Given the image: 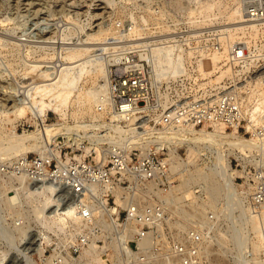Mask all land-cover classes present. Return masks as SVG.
<instances>
[{
	"label": "built area",
	"instance_id": "obj_1",
	"mask_svg": "<svg viewBox=\"0 0 264 264\" xmlns=\"http://www.w3.org/2000/svg\"><path fill=\"white\" fill-rule=\"evenodd\" d=\"M243 9L246 19L262 24L257 34L230 44L222 69H207L210 54L224 49L221 34L189 21L185 6L172 8L178 18L168 29L151 26L137 34L124 21L94 56L105 58L110 70L96 107L102 128L62 134L60 152L48 143L43 155L14 164L28 182L54 185L62 206L75 210L68 244L72 264H85L76 258L89 250L105 256V264H209L217 212L173 235L172 206L162 197L174 184L172 158H166L172 151L157 140L174 128L214 124L264 143V114L254 113V120L245 111L258 103L250 97L249 81L264 79V0H243ZM173 46L170 61L181 65L155 69ZM227 67L230 77L213 82ZM246 183L249 212L264 225V166Z\"/></svg>",
	"mask_w": 264,
	"mask_h": 264
},
{
	"label": "bare ground",
	"instance_id": "obj_2",
	"mask_svg": "<svg viewBox=\"0 0 264 264\" xmlns=\"http://www.w3.org/2000/svg\"><path fill=\"white\" fill-rule=\"evenodd\" d=\"M106 1L109 5L108 9H111V11H109L111 18L108 20V23L105 22L104 26H101L94 33L88 34L85 39H79V43H75V41L65 43V41L74 40V38H72L74 34L79 35V30L73 29L72 33L64 36L62 40L63 42L61 41V45H70L65 48V54H59V52L56 51V46H54L56 42L54 39L48 41L47 39L40 40V38L32 41L27 38H17L18 42L14 43V45L20 49V56L22 63H24L23 77L18 81L20 88L23 89L19 92L21 94L20 96H22V103L19 106L8 108V110L6 108V110L4 109L0 111V116L2 118V124L0 125V160L17 159L18 157L25 156L29 153L43 155L49 148L48 142L52 145L53 138L61 133H69L75 129L93 131L102 128L101 123H99L101 115L96 111V107L101 92L105 89L107 90L106 85L109 81L110 70L107 68L106 62L101 58L95 59V54L93 53L95 51L106 49V43L110 36L116 35L119 32V28L124 21L118 22L117 26L114 24L117 30L113 32L114 29L111 30L113 25L112 21L114 22L115 18H129L132 22H128L132 23L133 26H131V31L137 32V34H143L142 31L151 26L168 29L170 21H176L178 18L175 19V15L172 12V8L174 9L178 5L176 4V6L172 4L173 6H176L172 7L167 3L161 4L163 0L156 4L155 0ZM196 4L198 5V8L194 7L192 8V11H195V9H198V11L196 12V16L190 20H200L203 24L210 22L213 23V21L219 22L218 26L215 25L212 28L210 27V31L221 34L224 42V49L218 53L215 52L210 54L211 62L207 69L209 70L212 66L213 69H222L221 63H224L225 59L228 57L230 44L238 40L242 41L247 33L252 35L257 34L262 22L250 21L245 18L243 0H199ZM196 4L194 5L197 6ZM170 7H172L171 12L173 14L168 12L170 11ZM190 15L192 16L193 14ZM190 15H187L188 19L192 18ZM149 22L152 23L149 24ZM33 43H35L34 45H37V47H35ZM33 48H36L39 51H44L45 55H40L36 61H31L30 59L33 55ZM48 50H51V52H47ZM173 51L174 46L166 48L164 51L166 56H163L164 58H159L154 68L157 69L164 65H169L172 69L177 67L180 61L176 62L175 59L170 61V55ZM202 55L209 56L205 51L202 52ZM179 59L182 60L181 55L179 56ZM247 70H249V66L247 67ZM203 74L206 75L207 73L203 72ZM230 75L231 70L227 67L220 71L219 75L213 79V82L218 84L222 83V81L224 82L227 77H230ZM253 79L254 80L249 81L252 88L250 97L258 99V103L254 105L252 103V106H247L245 111L255 120L256 117L254 116V113L262 112L264 114V79L261 77ZM88 82H91V87H87ZM49 111H53L57 114L63 122L46 124L45 118L48 116ZM88 111H92L90 122L86 120L82 122L77 121L74 126L67 124L69 115L76 118L77 115L86 114ZM28 112L31 113L33 119H35L36 129L33 131L24 130L22 133L17 132L14 121L26 119ZM258 120L259 119L256 120L257 123L259 122ZM256 122L254 121V123ZM9 125L12 127L9 128ZM118 131H120L121 134L124 132L120 128H118ZM157 141L165 142V144L171 149V168L173 172L184 167L180 170L183 171L190 163L181 160L180 154L178 153L179 148H187L192 155H199L208 159L209 165L207 169L209 170V173L207 174L206 172L203 173L202 171H199L197 176L203 182H198V184H200L203 191H205V193L211 198H214L217 192L231 190L236 196V201L231 208L235 207V210L238 208V211H240L239 215L243 216V213H245V219H243L241 218L242 216L239 215H235L234 217L233 212L231 211L229 215L236 219V225L230 229V234H227L228 236L225 235L222 238L226 240L228 239L229 242H232L236 252V255H234L237 259L236 261H245L244 264H263V261L258 258L259 252L262 248V235L260 233L261 230L259 225L260 221L250 214L246 204L249 190L244 189L240 191L239 186L235 182L238 171H235L231 167L230 162L231 157L235 156L236 158H242L244 160L246 158H251L254 162H258L264 166V143L259 142L255 137L243 136L236 128L226 130L223 126L214 124L210 126L205 125L200 128L193 126L174 128L161 136ZM213 175L214 177H218V182H216L218 184L214 185V183H212V186H210L207 183V180H210ZM196 179H194V181H197ZM19 180L24 182L22 177H19ZM185 183L189 184L190 179H187ZM246 184L248 185V183ZM51 186L41 185L39 188L36 186L37 188L32 187L33 190L30 191L31 194L43 197L42 208L43 210L48 209V212L51 213L48 215L49 220L47 219L49 221V226L64 228L69 222H71V224L75 223L78 220V216L75 210L70 206H68L63 212L61 211L64 208L60 209L61 211L57 214L55 213L58 210L55 203L57 200L55 197L56 195H54V188L52 189ZM174 189L175 188H173L170 193L167 192L165 193L166 195H162L163 199L169 201L170 204L176 201V196L173 194ZM197 192L199 191H196V193ZM244 202L247 206L248 213H246ZM246 214L250 217L246 218ZM241 222V226H245L241 228L247 230L245 231L244 229V232H247V235L242 232L243 229L239 230L237 228V223ZM182 229L186 230L183 226ZM251 231L253 233L255 232L254 234H256L257 241H253L251 247L254 257H249L246 260L245 257L247 256L244 254L248 252L247 250L250 248L252 240L248 233ZM35 239L38 238L36 237ZM93 253V250H89L84 253L83 256H90V264H102L104 261L97 258ZM247 254L250 253L248 252ZM15 260V264L28 262ZM28 263H30V261Z\"/></svg>",
	"mask_w": 264,
	"mask_h": 264
},
{
	"label": "rangeland",
	"instance_id": "obj_3",
	"mask_svg": "<svg viewBox=\"0 0 264 264\" xmlns=\"http://www.w3.org/2000/svg\"><path fill=\"white\" fill-rule=\"evenodd\" d=\"M157 1L158 0H155V4ZM197 2H199V0H163L161 4L167 3L172 7L179 6L180 4L187 7L188 15L193 14L192 16L190 15L192 17L189 18L190 20L196 16V12L198 11V9H195V11L193 10L194 12L192 11V8H198L199 3L197 5ZM172 4L177 5L173 6ZM108 7L109 5L106 0H0V111L6 110V108L8 110V108L19 106L22 103V96H20L21 94L19 92L23 89L20 88L18 81L23 77L24 63H22L19 52L20 49L14 45V43L18 42L17 38H27L32 41L40 38V40L47 39L48 41L54 39L56 42L54 44L57 49L56 51L59 52V54H65V48L70 45H61L63 37L72 33L73 29H78L79 35L74 34L72 36L74 40L65 41V43H71L73 41L79 43V39H85L88 34H92L101 26H104L105 22L108 23V20L111 18L109 13L111 9H108ZM172 7H170V11H168L170 14H173L171 12ZM121 21L131 20L129 18H115V23L112 21L113 25L111 30L114 29L113 32L117 30V23ZM150 23L152 22H149V24ZM215 25L218 26L219 22L213 21V23H204V27L207 29ZM34 44L35 43H33V45ZM34 46L37 47V45ZM32 50L33 55L31 56V61H36L40 55H45V52L42 50L39 51L36 48ZM47 52H51V50ZM96 52L97 51L93 54ZM96 58L98 57H95V59ZM99 58L106 62L108 68V63L105 58ZM91 86V82H88L87 87ZM91 112L92 111H88L86 114L77 115L76 118L69 115L67 124L74 126L77 121L82 122L86 120L90 122L92 116ZM28 116L26 119L14 121L17 132L22 133L24 130L33 131L36 129L35 119H33L32 114L28 112ZM58 122L63 121L60 120L59 116L53 111H49L48 116L45 118V123L52 124ZM41 123L43 124L42 121ZM1 124L2 118L0 116V125ZM11 127L12 126L9 125V128ZM78 130L83 131L82 129ZM61 134L55 136L52 142L55 148L57 146L56 149L58 152H60L59 147L65 144V140L61 138ZM178 153L182 161L190 163L183 171L180 170L184 167L176 172H172L174 184L171 190L175 188L173 194L176 196V201L171 204L172 208L169 224L173 231V235L175 237L182 236L194 221L205 220L211 211H216L218 223L213 241L207 245V261H209V264H244L245 261H236L237 259L234 256L236 252L232 242L222 238L230 234V229L236 225V219L234 217L240 214L238 208H236V210L235 207L231 208L236 201V196L231 190H226L225 192L222 190L217 192L214 198H211L203 191L200 184H198V182L203 181L197 176L199 171L203 173L206 172L207 174L209 173L207 169L209 165L208 159L199 155H192L187 148H179ZM25 156L33 158L39 155L36 153H29ZM22 157L24 156H20L17 159L0 160V264H15V259V261H30V263L23 262L22 264H72L71 251L68 246L72 238V232L70 231L72 224L71 222L67 223L64 228L61 227L63 229L56 226H49L48 215L51 213L48 212V209L43 210V197L31 194L30 191L33 190L32 187L39 188L41 185L51 186L52 184L35 185L28 182L23 177L24 182H21L19 180L20 176L14 172L13 166L17 160ZM166 158L171 159V157L167 155ZM230 163L231 167L235 171H238L235 180L240 191L244 189L249 190V186L246 182L250 178V175H254L257 169L263 166L258 162H254L251 158H246L244 160L242 158H236L235 156L231 157ZM187 179H190L189 184L185 183ZM194 179L197 181H194ZM216 182H218V177H214V175L210 180H207L210 186H212V183L217 185L218 183ZM51 187L52 189L54 188L53 191H55L54 195H56L55 197L57 200L55 203L58 210L56 208L57 211L55 213L57 214L61 211L60 209L64 208L61 211L63 212L68 206L61 205L62 202H60L56 187L54 185ZM196 191L199 192L196 193ZM246 204L244 207L246 213H248ZM40 210L44 212L42 213ZM231 211L234 217L229 215ZM244 214L245 213H243V216H239L245 219ZM247 217L249 218L250 216L246 214V218ZM256 219L260 221V233L262 235V248L258 258H260L264 264V225L259 218ZM237 224V228L239 230L243 229L242 232L247 235V232H244L245 228H241L244 226H241L242 222ZM182 226L185 227L186 230L182 229ZM245 231L247 230L245 229ZM254 233L252 231L248 233L252 241L250 248L247 250L250 254H247L248 252L245 250L246 253L244 255L247 256L245 257L246 260L249 257H254L251 248L252 242L257 241L256 234ZM36 237L38 239H35ZM93 254H95V252ZM97 254H95V256L104 261L103 263L105 264V256L101 255L99 252ZM84 256L82 255L84 258L80 256L77 257V261H85V264H90V256Z\"/></svg>",
	"mask_w": 264,
	"mask_h": 264
}]
</instances>
